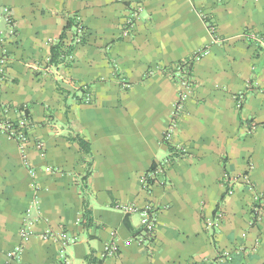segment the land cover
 <instances>
[{
    "label": "crops",
    "instance_id": "0c3cea01",
    "mask_svg": "<svg viewBox=\"0 0 264 264\" xmlns=\"http://www.w3.org/2000/svg\"><path fill=\"white\" fill-rule=\"evenodd\" d=\"M5 8L15 32L0 42V120L26 106L30 128L26 162L0 131V264H264V0H0L1 32ZM68 17L84 33L67 31L72 57L51 64ZM196 52L192 93L166 142L179 90L168 68ZM174 145L184 155L157 175L166 183L143 189ZM125 203L156 207L149 244L138 238L144 217ZM22 226L33 231L23 240ZM46 229L69 242L41 239ZM109 242L115 257L102 256Z\"/></svg>",
    "mask_w": 264,
    "mask_h": 264
},
{
    "label": "built area",
    "instance_id": "2783aa9c",
    "mask_svg": "<svg viewBox=\"0 0 264 264\" xmlns=\"http://www.w3.org/2000/svg\"><path fill=\"white\" fill-rule=\"evenodd\" d=\"M142 10V6L140 5H131L129 10L127 11L123 27H122V35L126 36L128 35L129 31L135 24V21L137 20L140 11ZM4 20L6 22L7 28L4 31H0V42L1 44H5L6 42L10 41V39L14 35V28H13V19L12 15L10 14V11L8 9H4ZM78 24L75 27V32L77 36H82L84 33V28L81 24V22H77ZM209 28H211V32L214 31L213 25L209 24ZM79 39V38H78ZM203 53L196 52L194 53L190 59L183 60L177 63H174L168 68V76L171 77L172 80H174L179 88L178 90V98L173 104L172 109V121L173 123L168 127V129L163 134V140L166 142H169L173 139V133H174V125L176 120H178L179 116L182 114L183 111V103L187 98L190 97L192 93V87H193V75L191 74V67L195 60L199 59L202 56ZM72 57V54L67 55L64 59L70 60ZM8 65V56L5 53L0 54V79L3 80L5 78V73ZM192 75V76H191ZM88 100V97L87 99ZM7 108H3V114L7 112ZM18 114V120L17 121H10L8 119L2 118L0 120V131L6 134L9 138L14 139L17 141L19 148L21 150V153L23 155V159L26 162L27 161V150L29 146V135L28 131L30 128V121H29V114L27 113L26 106L20 107V109L16 112ZM34 145V144H33ZM37 149H39L42 152L41 149V143H35L34 145ZM184 155L183 148L178 147L176 145L171 147L170 154L168 157L160 162L158 165H155L153 169H150L147 174L143 175L140 179L141 185L143 189L149 190L152 188L153 185L158 184H165L166 180H158L157 175H164L167 168L178 158L182 157ZM49 169V168H48ZM237 179H240L242 181L248 180V177L246 174L239 175ZM232 192V189L230 186L227 187V194H230ZM118 208L122 209L123 212L126 213H134L138 212L140 215H142L143 218V225H142V232L139 234L138 238L139 240H145L147 244H149L153 239L155 238L154 234V227L156 223V207L152 204H146L145 206L138 208L134 204L131 203H125V204H119L117 205ZM251 214L252 219L256 220L259 217L260 214V204H254L251 208ZM223 218V212L221 210H218L214 213V217L209 222V227L211 229H215L218 227L219 223L222 221ZM32 230L28 227L22 226L20 229V237L21 239H26L29 235L32 234ZM37 235V234H36ZM39 237L43 240H51V241H59L61 245H64L65 243L69 242L70 238L67 236L66 233H54L53 231L46 229L38 234ZM20 251V246L15 247L11 252L8 253V256H14ZM62 252V250H61ZM117 255V247L113 242H109L105 245L104 251L102 253L103 257H115ZM231 253L229 251H226L224 253V257L226 259L231 258ZM63 264H71L70 261L67 258H63Z\"/></svg>",
    "mask_w": 264,
    "mask_h": 264
},
{
    "label": "trees",
    "instance_id": "16d2710c",
    "mask_svg": "<svg viewBox=\"0 0 264 264\" xmlns=\"http://www.w3.org/2000/svg\"><path fill=\"white\" fill-rule=\"evenodd\" d=\"M77 22H78V20L76 19V17H68L67 18L66 23L63 27V32L61 33L59 40L55 44H52L50 47V59H49V61L51 64H58L62 60H65L64 58L67 55L72 53V50H73L72 44H70V43L66 44L64 39L66 38V32L67 31L74 30L72 33H75V27L78 24ZM73 36H72V38H73ZM78 142L83 147V149L85 150V148H86L85 143L81 139H78ZM83 213H84V215H86L85 218L87 219V221H90V217L88 215V211H87L85 203H83Z\"/></svg>",
    "mask_w": 264,
    "mask_h": 264
}]
</instances>
